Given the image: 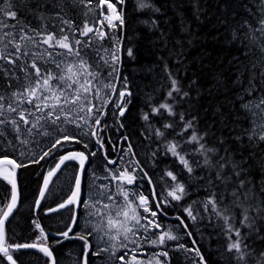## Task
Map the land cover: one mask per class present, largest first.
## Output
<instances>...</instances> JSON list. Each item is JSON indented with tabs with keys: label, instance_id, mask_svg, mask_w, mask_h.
<instances>
[{
	"label": "snow or ice",
	"instance_id": "snow-or-ice-1",
	"mask_svg": "<svg viewBox=\"0 0 264 264\" xmlns=\"http://www.w3.org/2000/svg\"><path fill=\"white\" fill-rule=\"evenodd\" d=\"M129 2L0 0V201H6L0 203V264H28L21 253L31 249L42 253L44 264H58L38 219L17 225L31 229V242H17L6 230L20 200L18 170L53 158L57 162L43 176L35 206L40 207L62 166L77 162L70 194L47 211L69 207L83 209L89 217L85 230L77 233L79 212L74 211L71 225L57 233L63 238L57 244L82 242L78 264H90V259L91 264H172L170 252L181 254L182 264H264V0H240L242 12L226 10L219 19L238 55L228 69L231 87L223 85L226 104L217 105L211 117L200 102L197 80L187 78V68L179 75L184 42L190 43L192 35L181 9L192 7L199 19L204 5L168 0L165 6L175 9L179 20L177 31L170 17L157 15L162 8L155 0H131L133 12L146 15L145 20L129 18ZM216 6L231 7L227 0ZM133 23L159 31L177 59L175 70L164 62L163 94L146 95L137 145L146 149L143 160L129 135L115 142L107 138L119 153L116 158L105 139L109 128L125 127L133 102L122 71L125 57L135 58L127 46ZM229 24L235 27L229 29ZM92 142L96 150H90ZM72 144L84 150L66 147ZM98 154L102 166L92 173L95 196L84 199L85 165ZM168 157L173 167L162 170L164 187L158 190L147 162L155 166ZM177 166L179 171L173 170ZM172 206L182 208L175 228L160 220ZM193 229H202L201 237L207 234L217 260L206 258ZM182 235L192 247L182 242Z\"/></svg>",
	"mask_w": 264,
	"mask_h": 264
},
{
	"label": "trees",
	"instance_id": "trees-1",
	"mask_svg": "<svg viewBox=\"0 0 264 264\" xmlns=\"http://www.w3.org/2000/svg\"><path fill=\"white\" fill-rule=\"evenodd\" d=\"M167 2L168 0H155V3L162 8V14L157 15L160 16L161 20L165 17H170L169 23L178 31L179 20L174 14L176 10L165 6ZM217 2L218 0H200L204 7L199 19L193 16L192 7L186 6L181 9L192 35L189 37L190 43L188 41L184 42V61L183 64L179 65V75L184 76V69L187 68V78H195L197 80L202 92L200 102L204 108L208 109L209 117H211L217 105L226 104L225 97L228 89L224 88L223 85L227 84L229 88L231 87V73L228 69L232 58L238 55L237 45L230 43L226 38V29L219 23V19L223 17L226 10L242 12V9L237 7L240 0H227L228 5L231 6L230 9L218 8L216 6ZM128 13L130 19L137 17L139 20L148 19L146 15L133 12L131 0ZM160 27L167 30V25L163 23H161ZM232 27H235V25L229 24V29ZM128 36L130 39L127 41V46L133 48L135 58L125 57L122 71L124 75L128 76L131 90L134 93L133 102L130 105V111L123 120L125 127L120 131H116L115 126L109 128L105 134V139L109 154L114 158L116 152H113L112 146L107 144V138L111 137L115 142L124 134L129 135L136 151L141 153L139 158L143 160L142 154L146 149L137 147V145L141 140L140 130L144 122L140 119V116L142 115V110H146L144 108L146 95L151 93L155 98H159L163 94V90L167 85L166 74L162 71L164 62L167 61L169 67L175 70L177 68V59L174 55L169 54L168 49L172 48V44L170 43L165 48L164 42L159 38L160 32L150 28L148 25L133 23L128 31ZM216 81H220V84L218 85ZM209 89H211V94H209ZM223 110L227 111L226 108ZM201 113L203 114V108ZM109 123H111V120ZM66 147L84 150L82 146L75 144L67 145ZM97 147L94 142L90 143V150H96ZM261 147L264 148V145ZM245 156H247V153H245ZM171 161L172 158L168 157L155 166L151 161L147 162L146 170L149 171L150 175L155 173L154 180L158 185V190L164 187V182L160 179L161 172L165 168L173 167ZM56 162L55 158L46 159L40 164H31L27 168L18 170L19 205L13 216L7 221L6 230L7 235L17 242H31L35 239L31 229L24 231L17 225L23 224L25 220L38 219L39 223L44 227L45 233L48 234L47 243L51 247L53 255L57 258L58 264H69L72 257L78 258L80 256L82 242L79 240H64L63 243L57 244V240H63L57 233L61 230H66V226L71 225L74 211L79 212V227L74 228V231L77 233L82 232L81 222L87 216L83 209L66 207L52 213L47 210L49 208H58V205L70 194V190L73 188L74 176L78 169L77 162H68L67 166L61 169L48 189L40 207L36 209L35 206V201L38 199L40 189L43 186V176L47 174L51 167H54ZM260 162V160H257V164ZM24 163H28V159H25ZM88 165L101 168L102 157L99 154L95 158L90 157ZM173 170L179 171V167L177 166ZM62 182H64L63 188L58 190L59 186L57 185ZM143 188L145 194H148V185L146 183ZM2 195L3 192L0 191V196ZM0 203H6V201H0ZM166 211L167 215L160 217L165 227H168V222L177 224L176 217L181 215L182 208L172 206L168 207ZM201 230L193 229V237L202 245L201 251L205 253L207 258L214 252L215 245L213 247L209 246L210 241L206 238L207 234H205V237L199 235ZM183 242L189 247L193 246L187 236H184ZM172 243H169V245L171 246ZM146 251H149V249H146ZM21 255L28 264H44L46 259L42 253L34 251L24 250ZM170 255L174 256L172 264H182V258H178L181 257V254L170 252ZM67 257H70L69 261ZM217 258V255H211L213 261L217 260Z\"/></svg>",
	"mask_w": 264,
	"mask_h": 264
},
{
	"label": "rangeland",
	"instance_id": "rangeland-1",
	"mask_svg": "<svg viewBox=\"0 0 264 264\" xmlns=\"http://www.w3.org/2000/svg\"><path fill=\"white\" fill-rule=\"evenodd\" d=\"M118 153H116L117 155ZM115 155V156H116ZM88 164V163H87ZM100 168L99 167H91V166H87V169H86V174H85V178H84V199H89L90 197L94 198L95 196V191H96V188H95V185L93 183V175L92 173L94 171H98ZM65 178V177H64ZM101 181L100 180H96L95 181V184L98 185L100 184ZM63 185H64V182H62L61 184H58L57 186H59V189L58 190H61L63 188ZM89 219V217H86L81 223H82V230L84 231L85 230V226H86V221ZM176 226V223H171V222H168V227H171V228H175ZM177 232L181 233L182 234V230L181 229H176ZM183 239H184V236L182 235V242H183ZM92 243L93 244H96L97 241L95 239L92 240ZM171 243V242H169ZM174 243V242H173ZM149 249V252H154V251H159L160 249H152V248H148ZM80 257V256H79ZM79 257L78 258H75V257H72V259L70 260V263L69 264H78L79 262ZM141 258H146V257H141ZM68 261L70 259V257H67ZM95 264H101V262L99 260H96L95 261Z\"/></svg>",
	"mask_w": 264,
	"mask_h": 264
},
{
	"label": "water",
	"instance_id": "water-1",
	"mask_svg": "<svg viewBox=\"0 0 264 264\" xmlns=\"http://www.w3.org/2000/svg\"><path fill=\"white\" fill-rule=\"evenodd\" d=\"M118 155H119V153H118L114 158L118 157ZM87 163H88V162H86V165H85L86 169H87V166H88ZM62 167H63V166H62ZM59 172H60V171H59ZM59 172H58V173H59ZM58 173H57V174H58ZM57 174L51 178V182H50V184H49V186H48V189H49L50 185L52 184L53 180L55 179V177L57 176ZM47 191H48V190H47ZM47 191H46V193H47ZM46 193H45V195H46ZM39 198H40V197L38 196V199H39ZM43 199H44V198H43ZM43 199L41 200V202L43 201ZM18 205H19V201H18ZM17 208H18V206H17ZM17 208L14 210L13 214L15 213V211L17 210ZM9 219H10V217H9ZM6 223H7V222H6ZM26 251H34V252H38L37 250H34V249L26 250Z\"/></svg>",
	"mask_w": 264,
	"mask_h": 264
}]
</instances>
